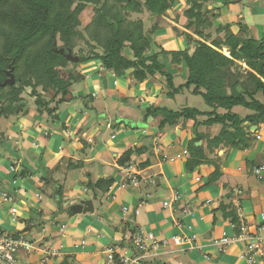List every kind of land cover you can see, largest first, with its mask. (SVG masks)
<instances>
[{
    "label": "crops",
    "instance_id": "crops-1",
    "mask_svg": "<svg viewBox=\"0 0 264 264\" xmlns=\"http://www.w3.org/2000/svg\"><path fill=\"white\" fill-rule=\"evenodd\" d=\"M184 3L185 0L178 2ZM208 7L214 14V25L230 24L231 29L237 31V22L242 21L251 27L255 37H264V0H210ZM179 21L177 24L173 17L169 19L177 27ZM173 33L170 26L156 31L163 48H187V41ZM166 64L176 84L185 81L188 70L184 63ZM91 67L80 70L83 75H89H85L82 86L76 91L78 95L97 93L96 96L90 100L89 97L80 98V101L72 99L60 105L58 117L51 124L47 113L37 115L30 111L21 114L7 127L4 136H0V209L6 207L4 215L0 210V226L5 231L23 236L35 248L30 252L21 250V262L106 264V249L115 245L119 247L117 243L123 230L134 231L142 227L159 239H169V244L161 247L153 257L161 264H249L240 258L243 242L224 246V251L213 242L223 233L231 235L235 231L231 218L224 216V209L220 207L222 202L231 204L239 221H244L250 231L264 220V180L253 174L255 166L264 165V129L251 126L250 131L255 130L252 133L254 139L243 150L215 149L214 153L222 157L221 176L213 183L205 184L213 165L202 164L192 172L185 167L188 143L194 136L193 121L160 131L156 119H143V110L149 104L133 107L126 100L145 98L150 104L175 108L177 102L189 105L188 98L193 94L184 90L173 99L165 98L163 84L156 79H146L129 88L124 78L130 72L112 78L113 74H103L100 67ZM241 68L245 69L246 65L241 63ZM178 77L180 82L176 80ZM114 83L121 91L119 95L112 91ZM180 97H184L183 102ZM78 102L84 103V110L75 108ZM233 111L241 115L249 112L242 107H235ZM113 123L119 124L113 127ZM219 127L212 125L203 130L215 134ZM257 132L261 136L259 139L256 138ZM195 144L205 146L206 142L200 140ZM130 147L143 151L133 154L127 165H120L117 159ZM73 164L78 165L74 167ZM11 166L16 169L11 170ZM39 167L44 175L63 183L62 210L66 203L75 204V197L80 194L89 193L90 197L86 198L91 199L92 192L85 185L89 180L94 182L100 176H111L114 182L98 198L100 204L104 202L101 211L75 213L76 219L68 228L63 216L57 217L53 207H48V202L39 194V185L53 188L51 181L45 183L39 174L18 176L22 168L27 174ZM128 170L137 173V183L123 186ZM32 188L37 190L33 192ZM158 190L162 199L155 197ZM3 191L9 192L13 201H5ZM176 191L181 194V200L164 207L163 201L171 199ZM11 206L17 209L14 219ZM124 206L128 208L125 213L122 211ZM183 207L193 215L183 212ZM26 224L30 228L25 229ZM191 233L197 236L191 243L176 246L170 242L173 235ZM47 255V262L41 261Z\"/></svg>",
    "mask_w": 264,
    "mask_h": 264
},
{
    "label": "trees",
    "instance_id": "trees-1",
    "mask_svg": "<svg viewBox=\"0 0 264 264\" xmlns=\"http://www.w3.org/2000/svg\"><path fill=\"white\" fill-rule=\"evenodd\" d=\"M185 1L187 6L183 14L190 32L170 25L177 36L184 35L188 44H195L192 52L188 47L166 50L157 42L156 31L160 28L157 22L147 28L142 18H128L144 11L154 17L166 16L179 0H0V84L8 78V72L14 77L13 85H0V115L22 113L19 101L23 99L22 93L27 92L34 96L37 112L34 113L46 112L53 122L58 117L60 105L65 102L78 97L92 99L91 94H73L72 87L83 81L84 76L74 69L67 70L65 65L99 60L103 70L116 76L132 73L136 83L150 78L158 80L163 84L162 95L165 98L173 99L184 90L202 97L206 109L190 105L173 108L149 104L143 110V119H156L160 131L192 120L194 136L188 143L185 167L192 172L199 165H213L205 184L213 183L221 176L222 160L214 153L215 149L247 148L254 139L250 127L264 123V37H255L251 27L242 21L237 22V31H233L230 24L216 25L217 36L212 37L205 31L214 25V14L208 7L210 0ZM88 6L93 13L82 30L80 13ZM174 19L178 21L179 18ZM78 39L89 45V52L86 56L80 55L78 62H72L64 53L72 52ZM125 49L130 51V55L125 54ZM165 54L171 55L174 64L184 63L188 70L184 82L175 83L163 59ZM241 63L246 65L242 73L239 72ZM231 75L238 78L233 85H230ZM42 92L50 94V98L42 96ZM235 107L249 112L241 115L233 111ZM212 125L220 126L215 134L203 130ZM200 140H205V146L195 144ZM206 150L213 156H208ZM141 151L137 147L127 148L117 162L127 165L131 156ZM73 165L75 167L76 164ZM40 169H31L26 174L22 168L18 176L41 175L45 183L51 181V196L60 201L63 183L44 175ZM113 182L111 176H100L85 185L92 192V197L98 199ZM220 207L238 232L240 221L231 204L222 202ZM27 228H30L28 224ZM126 229L118 242L120 247H130L127 240L133 230ZM127 232L129 234L126 235Z\"/></svg>",
    "mask_w": 264,
    "mask_h": 264
},
{
    "label": "built area",
    "instance_id": "built-area-1",
    "mask_svg": "<svg viewBox=\"0 0 264 264\" xmlns=\"http://www.w3.org/2000/svg\"><path fill=\"white\" fill-rule=\"evenodd\" d=\"M259 130L264 129V124H259ZM255 132V130H251ZM261 136L257 132L256 138ZM185 152V151H184ZM179 156V155H177ZM16 167L11 166V170ZM253 174L256 178L264 180V165H257L253 168ZM127 183H137V173L128 170L126 173V180L122 185ZM5 201H13L14 197L6 191L1 192ZM181 200V194L174 192L171 199L163 201V206H170L172 203L179 202ZM128 210L126 206L122 208L123 213ZM10 213L14 219L16 216V207L11 206ZM185 213H190L185 207L182 208ZM137 213V210H135ZM263 218V217H262ZM264 219V218H263ZM233 228L235 227L232 224ZM238 232L228 235L223 233L219 238L214 240V244L217 245L220 250H225L224 246L240 241L244 243V249L240 254V258L245 259L249 264H264V220H261L255 225L254 230L250 231L244 221L240 220ZM197 238L195 233L189 235H173L170 238L176 246L184 245L195 241ZM116 241H118L115 238ZM130 247H118L117 245L108 247L106 249V264H161V262L153 258L161 247L169 244V239H159L151 231H148L142 227L135 228L130 239L127 240ZM118 244V243H117ZM30 252L35 248L29 243L23 236L3 233L0 231V264H23L20 259V251ZM51 255V254H50ZM49 255L41 259L43 262H47Z\"/></svg>",
    "mask_w": 264,
    "mask_h": 264
},
{
    "label": "rangeland",
    "instance_id": "rangeland-1",
    "mask_svg": "<svg viewBox=\"0 0 264 264\" xmlns=\"http://www.w3.org/2000/svg\"><path fill=\"white\" fill-rule=\"evenodd\" d=\"M186 6H187L186 1H185V3L183 5L177 4L175 7L174 6L172 7V9L169 12V15L167 14L166 16H163V17H154L148 11H144L142 14H137V15L136 14H134V15L131 14V15L128 16V18H131V19L142 18L144 20V25L147 28L150 27L154 22H157L159 24V27H160L159 29H161V28H165V27H168V26L171 27V25H170L171 22H169L170 17H173V18L174 17H176V18H180L181 17V21H179V19H177L180 22V26L178 28L180 30H183V32H190V29H187L188 27L186 25L187 24V18L184 17V14H183V10L186 8ZM92 13H93V11H92L91 6H88V7L84 8V10L80 13V19H81V22H82V25L80 26V29L83 30V27L85 26V24H87L90 21L91 16H92ZM167 16H168V19H167ZM177 24H179V23L177 22ZM215 26L216 25H213L212 27L207 28L205 30L206 32H210V34L212 35V37L217 36V33L214 30ZM83 33H84V36L87 37V34L84 31H83ZM222 34H220V35H222ZM173 35L177 36L175 33H173ZM180 37L182 39H184L185 41H187L186 38L184 37V35L183 36H180ZM157 42H158L159 45L161 44V46H163L162 40L158 39ZM187 45H188V49H189L190 52H192V51L195 50V44H193L192 42L190 44H188V42H187ZM88 52H89V45L83 39H78L77 42L75 43L74 48L72 49V54L77 55V56H80V55L81 56H86L88 54ZM124 52H125V54L130 55V51L128 49H125ZM163 59H164V61L166 63H171L172 64V62H171V55L165 54L163 56ZM91 65L93 66L91 68H94L95 66L100 67V71L102 70L103 74H105V73H111V74H113L110 71L103 70L100 61L99 60H95V59H90V60H87L85 62H80V63L78 62L77 64H73V65H70V66L65 65V68L67 70L74 69V71L76 70V72L79 71L81 73L80 70H83V68H87V67H89ZM235 70H236L235 72L238 71V69H236V68H235ZM239 72L242 73L243 72V69L240 68L239 69ZM86 74L89 75V73H85V75ZM85 75H83L84 76V79L86 78ZM123 76H116L115 74H113V77L112 78H118V77H123ZM124 79H126V83L128 84V87L129 88H132V87H134V86L137 85L136 81L133 78V74L132 73H128V76L126 78H124ZM150 79L152 80V78H150ZM178 79H179V77L176 79L177 82H180V81H178ZM83 81H81L80 83H78L77 84L78 86H73L72 87V92H73L74 95L75 94L77 95V91H76L77 90V87H79V86L81 87L82 86L81 83ZM116 81H117V79H116ZM151 87L152 86H150L149 88H151ZM113 89L115 90V91L112 90L113 92H115L114 93L115 95H117V94L119 95L120 94L121 91L118 90V86L116 87V83H114ZM38 90H40V87L38 88ZM188 92H190V91H188ZM96 94L97 93H94V94H92V96L93 95L96 96ZM190 94H191V92H190ZM22 95H23V99L19 101V104L22 105V108H21V111H20L22 113H19L18 112V114H10L8 116L0 115V136L5 131H7V127H9L13 121H15V120L17 121V119L20 118L21 114H24V113L26 114V113H29L30 111H35V106H34V102H33L34 101V96H31L27 92L22 93ZM188 95L189 94H187L186 96H188ZM42 96H44L47 99L50 98V94H48L47 92H42ZM121 96L124 99L123 95H121ZM77 99L80 101V98L79 97ZM126 100H127L128 103H130V106H133V107H134V105H138V106L144 105V106H146V104H150V103H148V101L145 98H144V100H141L139 98H137V99L135 98V100H132L131 97H130V98H127ZM180 100H182V102H183L184 97H180ZM188 104L190 106L198 107L200 109H206L207 108L206 105H205V103L203 102L202 97L199 96V95L198 96H195V95L189 96V98H188ZM179 105L182 106L183 103L177 102V106L175 105L174 107L175 108H178ZM75 108L78 109V111L84 110L85 109L84 103H82V102L79 103L78 102V104L76 105ZM43 113H46V112H43ZM49 124H51V122H49ZM3 136L4 135H2V137ZM38 189L40 190L39 191V194L41 195V199L42 200H45L46 202H48V207H53V209L55 210V214L57 215V217L63 216L62 218H63V220H65L67 222L68 228L70 226H72V223L76 219L75 216L77 214H73V213L70 212V209L72 208L71 205H67V203H66L65 209L62 210V209H60L61 208L62 201L53 200V198L51 197V195H49L53 191V188L51 186H49L47 188V187H45L43 185H39ZM31 190L33 192H35L37 190V188H32ZM87 196H89V193L86 194V195H84V196L80 194V197L79 196L75 197V200L77 201L76 203H80V204H82V206L85 207L86 204L89 201H91L92 204H93V210L95 209L96 212L101 211V208H102L104 202H102L100 204L98 199H94L92 196H91V199L90 198H86ZM155 197L162 199L160 190H158L155 193ZM49 199H52V200H49ZM5 209H6V207H3V208L0 209L1 211L3 210L2 215H4L6 213V210ZM81 213L82 214H85V213H89V211H86V212L81 211V212H79V214H81ZM3 229H4V227H1L0 228V231L3 232V233H11V234H13L12 232L5 231ZM180 255H184V254L183 253H180Z\"/></svg>",
    "mask_w": 264,
    "mask_h": 264
},
{
    "label": "water",
    "instance_id": "water-1",
    "mask_svg": "<svg viewBox=\"0 0 264 264\" xmlns=\"http://www.w3.org/2000/svg\"><path fill=\"white\" fill-rule=\"evenodd\" d=\"M60 52H63V49H60ZM64 54H65L66 59H68L69 61L78 62V60H79V56L73 55L70 50H68ZM7 75H8V78H6L1 83L2 86H5V85H13L14 84V77H13V75L11 73H9V72L7 73ZM230 77H231L230 85H233L237 81V78L234 77V76H232V75ZM254 128H255V126H254ZM81 211H84V212L91 211L92 212L93 211V204H92V202L89 201L86 204L85 207L82 206V204H80V203H75V204L72 205L71 212L73 214L79 213Z\"/></svg>",
    "mask_w": 264,
    "mask_h": 264
}]
</instances>
